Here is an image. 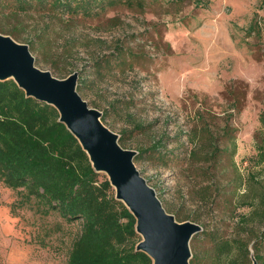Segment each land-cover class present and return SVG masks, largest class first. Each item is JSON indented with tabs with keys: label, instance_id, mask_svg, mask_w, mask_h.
Masks as SVG:
<instances>
[{
	"label": "rangeland",
	"instance_id": "obj_1",
	"mask_svg": "<svg viewBox=\"0 0 264 264\" xmlns=\"http://www.w3.org/2000/svg\"><path fill=\"white\" fill-rule=\"evenodd\" d=\"M7 12L0 7V22L15 37L0 34L27 45L35 66L57 79L77 72L78 94L136 153L133 163L165 211L202 228L190 241L194 264H214L210 232L246 242V264L256 255L264 264V0H144L143 9L121 3L90 19L31 13L9 24ZM230 88H240L242 110L225 123ZM199 113L223 152L189 165ZM79 231L0 182V264H66ZM231 252L217 264H241Z\"/></svg>",
	"mask_w": 264,
	"mask_h": 264
},
{
	"label": "trees",
	"instance_id": "obj_2",
	"mask_svg": "<svg viewBox=\"0 0 264 264\" xmlns=\"http://www.w3.org/2000/svg\"><path fill=\"white\" fill-rule=\"evenodd\" d=\"M121 3L129 7L136 4L139 9L144 7V0H0V7L3 10L8 6V12L2 15L9 24L12 19L31 13L39 17L57 14L90 19ZM0 33L15 37V32L3 29L1 22ZM41 43L42 40L36 41L40 48ZM30 44L34 50L33 43ZM78 80L79 93L84 79ZM237 90L240 88L228 91L226 100L230 109L220 117L225 123L242 110ZM206 116L194 115L199 126L189 130L188 140L192 145L187 156L189 165L201 156L213 160L223 152H219ZM259 123L264 130V110ZM229 134L227 130L224 133L226 142L231 140ZM161 144L162 140L147 151H156ZM258 150L264 160V147ZM139 156L140 153L137 160ZM0 182L11 191L24 192L65 223H79V235L71 246L66 264H152L147 255L135 251L140 238L132 215L115 200L106 176L92 169L76 139L58 122L56 110L26 98L12 80L0 82ZM204 234L210 236L212 249L217 253L214 264L219 263L223 255L231 258L233 249L243 259L241 264L248 262L246 242L232 241L213 232ZM256 260L263 261L258 255ZM195 262L196 258L192 257L189 264Z\"/></svg>",
	"mask_w": 264,
	"mask_h": 264
},
{
	"label": "water",
	"instance_id": "obj_3",
	"mask_svg": "<svg viewBox=\"0 0 264 264\" xmlns=\"http://www.w3.org/2000/svg\"><path fill=\"white\" fill-rule=\"evenodd\" d=\"M7 80H12L26 98L53 107L58 122L76 139L92 169L106 176L115 200L135 220L140 238L135 251L147 255L152 264H189L190 241L202 228L191 222L178 223L165 211L154 189L136 169V153L119 145L118 136L101 123L100 112L89 108L78 94V73L57 79L35 66L27 45L0 34V82ZM252 264H256L255 259Z\"/></svg>",
	"mask_w": 264,
	"mask_h": 264
}]
</instances>
